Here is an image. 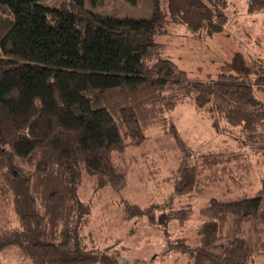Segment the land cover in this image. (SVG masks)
<instances>
[{"label":"trees","instance_id":"1","mask_svg":"<svg viewBox=\"0 0 264 264\" xmlns=\"http://www.w3.org/2000/svg\"><path fill=\"white\" fill-rule=\"evenodd\" d=\"M40 1L0 0V254L12 248L24 264H164L81 242L84 235L98 245L87 224L90 201L78 194L89 183L93 193L123 190L133 148L156 127L179 148L171 195L189 197L156 220L162 228L179 221L163 252L179 253L178 264H264V173L255 190L237 180L238 194H228V184H215L227 173L217 168L223 151L193 155L173 124L166 129L171 112L188 104L215 129L218 120L238 128L246 138L238 148L248 140L264 152L263 69L194 80L154 42L167 21L193 35L223 32L225 0H164L163 10L151 0L141 19L99 15L82 0ZM246 3L249 12L264 10V0ZM204 170L217 195L193 210L192 198L206 190L197 182ZM125 208L127 217L155 220L151 208Z\"/></svg>","mask_w":264,"mask_h":264},{"label":"rangeland","instance_id":"2","mask_svg":"<svg viewBox=\"0 0 264 264\" xmlns=\"http://www.w3.org/2000/svg\"><path fill=\"white\" fill-rule=\"evenodd\" d=\"M63 1L65 0H41L40 3L48 7H58ZM82 1L88 11L117 18H148L153 10L151 0H138L135 5L124 0ZM225 2L227 20L221 33L208 37L202 34L193 35L183 26L167 21L163 26L164 30L154 37L157 48L161 47L165 56L191 79L205 80L215 77L219 72H233L251 77L258 69L264 71V10L249 12L246 0ZM159 5L163 10L164 0H159ZM257 97L264 101L263 92H258ZM170 117L166 129H170L173 124L179 137L192 149L193 155L207 150L223 151L218 154L222 163L217 168L224 166L227 173L220 171L223 174L222 179L215 184H228L232 191L227 192L231 195L238 194L234 185L237 180L244 187L248 184L252 190L258 187L259 179L264 173V152L248 140L243 147L238 148V145H243L239 143L240 139L245 138L238 128L228 127L218 120V128L215 129L212 119L200 117L188 104L176 107ZM150 133L149 139L147 134L146 144L133 148L136 162L126 174L123 190L114 192L105 188L93 193L90 183L81 184L78 188L80 198L90 201L87 224L89 230L95 233L93 238L98 245L85 240L84 235L81 242L109 256L146 259L156 255L157 259L164 260V264H178L179 253L163 250L178 235L179 230H174V223L179 221L171 219V223L162 228L156 220L161 213L171 215V211L176 210L178 201L185 200L187 203L189 200L188 196L176 199L171 195L181 166L180 157L177 155L179 148L173 136L167 132L154 127L150 129ZM148 167L152 170L151 173ZM204 172L205 174L198 175L197 182L198 187H206V190L192 198L193 210L203 207L209 197L217 195L215 185L205 178L210 171ZM84 177L87 178L82 176V181ZM228 179L230 181L227 182ZM85 182L88 183L86 180ZM126 206L133 209L151 208L155 220L152 221L145 215L127 217ZM0 264L24 262L14 257L13 249L9 248L0 254Z\"/></svg>","mask_w":264,"mask_h":264}]
</instances>
